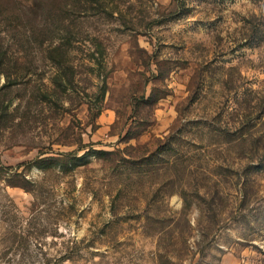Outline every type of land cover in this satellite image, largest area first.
Here are the masks:
<instances>
[{
	"label": "rangeland",
	"instance_id": "obj_1",
	"mask_svg": "<svg viewBox=\"0 0 264 264\" xmlns=\"http://www.w3.org/2000/svg\"><path fill=\"white\" fill-rule=\"evenodd\" d=\"M0 47V264H264V0H0Z\"/></svg>",
	"mask_w": 264,
	"mask_h": 264
},
{
	"label": "trees",
	"instance_id": "obj_2",
	"mask_svg": "<svg viewBox=\"0 0 264 264\" xmlns=\"http://www.w3.org/2000/svg\"><path fill=\"white\" fill-rule=\"evenodd\" d=\"M4 51L2 50V47H0V77L5 74L8 73V69H10V67L6 66V63L4 61L3 55L1 56V54H3ZM6 78L9 80H11V76L10 74H5ZM6 87H9V83H7ZM9 118V106L4 104L1 100H0V123L2 121H6Z\"/></svg>",
	"mask_w": 264,
	"mask_h": 264
}]
</instances>
